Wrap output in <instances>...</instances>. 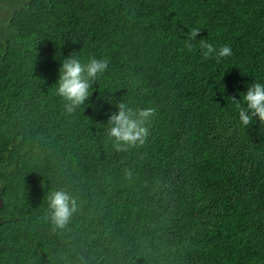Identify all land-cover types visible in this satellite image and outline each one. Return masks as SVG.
Instances as JSON below:
<instances>
[{"label": "trees", "instance_id": "1", "mask_svg": "<svg viewBox=\"0 0 264 264\" xmlns=\"http://www.w3.org/2000/svg\"><path fill=\"white\" fill-rule=\"evenodd\" d=\"M0 264H264V0H0Z\"/></svg>", "mask_w": 264, "mask_h": 264}, {"label": "flooded vegetation", "instance_id": "2", "mask_svg": "<svg viewBox=\"0 0 264 264\" xmlns=\"http://www.w3.org/2000/svg\"><path fill=\"white\" fill-rule=\"evenodd\" d=\"M0 205H1V202H0Z\"/></svg>", "mask_w": 264, "mask_h": 264}]
</instances>
